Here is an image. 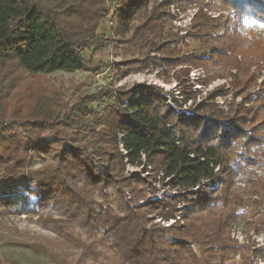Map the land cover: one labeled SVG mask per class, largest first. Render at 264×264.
<instances>
[{
    "label": "trees",
    "instance_id": "trees-1",
    "mask_svg": "<svg viewBox=\"0 0 264 264\" xmlns=\"http://www.w3.org/2000/svg\"><path fill=\"white\" fill-rule=\"evenodd\" d=\"M192 1L170 0L148 9L151 0H117L111 16L115 34L148 66H178L183 60L174 59L171 51L178 52L170 48L178 41L165 39L168 15L161 8ZM219 1L233 16L211 19L198 10L190 36L211 58L233 62L234 85L247 86L252 76L244 56L237 60L225 53L237 49L236 25L246 18L264 23V0ZM108 13L107 0H0V215L18 200L33 203L40 213L57 214L46 219L80 251L75 264L100 255L96 243L73 235L76 228L86 237L101 234L110 264H229L228 255L238 249L229 233L244 217L238 208L261 204L264 197V120L254 125L264 112V98L254 111L238 108L231 119L215 114L212 98L192 116L179 114L151 86L105 90L67 107L55 85L43 82L55 73L87 71L83 53L110 45V38L98 33ZM156 50L160 59L147 56ZM142 64L126 60L122 75L135 66L143 71ZM22 87L27 89L23 106L30 107L26 114L10 110ZM184 95L195 98V92ZM112 98L118 100L114 106L108 103ZM37 125L49 138L34 135ZM40 155L44 164L33 169ZM128 166L149 168L182 193L145 200L139 184L147 181L130 183ZM215 182L217 187L208 190ZM237 184L247 190L235 193ZM181 203L191 208L176 220ZM154 217L174 222L161 227L152 223Z\"/></svg>",
    "mask_w": 264,
    "mask_h": 264
},
{
    "label": "rangeland",
    "instance_id": "rangeland-1",
    "mask_svg": "<svg viewBox=\"0 0 264 264\" xmlns=\"http://www.w3.org/2000/svg\"><path fill=\"white\" fill-rule=\"evenodd\" d=\"M107 1L108 17L101 24L98 33L109 37L110 45L102 51L91 50L83 53L88 68L86 72L55 73L43 82L48 88L55 85V88L64 96L63 102L67 107L73 106L80 98L105 90L126 92L135 86L145 88L151 86L159 90L156 94L164 97L167 102L171 101L170 105L179 114L192 116L198 105L211 98L210 102L215 107L214 112L221 118L231 119L238 108L246 112H252L258 108L259 102L264 98V23L246 18L235 27L238 34L237 49L231 53L226 52L225 56L231 58L237 56V60H241V56H244L246 63L244 68L252 76V81L248 82L247 86L244 84L236 86L233 79V74H236L233 62L211 58L210 54L190 36L192 19L198 10L211 19L222 17L225 21L233 16L232 11L222 5L219 0H193L194 2L190 0L192 2L188 5L172 3L168 7L161 8L168 15L163 31L165 39L178 41L177 44L173 43L170 46L178 53L171 51V55L174 59L183 60V63L178 66H163L160 69L148 66L133 46L126 44V41H120L122 39L115 34L116 25L111 19L113 6L117 0ZM168 2L170 0H151L148 9L152 4L158 6ZM133 22L137 24L136 20ZM216 35L221 36L222 32ZM156 43L161 46L166 41ZM217 51L222 52L221 49ZM145 53L143 51L142 54ZM147 56L161 58L158 50L149 52ZM132 59H139L147 68L137 71L138 66H135L129 75L123 76L124 62ZM20 92V98L10 103V110L19 109L23 112L22 114H26L30 108L27 105L23 106L27 94L26 87H22ZM188 92H195V98L185 99L184 93ZM173 101L177 103L174 104ZM108 103L114 106L118 100L112 98ZM125 103H119V106L124 107ZM105 106V104L99 106L98 112L103 113ZM208 114L209 112H205V115ZM261 120H264V112L258 115L254 125ZM34 135L41 139L49 138L43 128L38 125L34 128ZM44 159L43 155L35 157L32 168H40L44 164ZM125 177L130 183L137 179L147 181V183L139 184V189L145 194V200L160 201L168 195L182 193L180 189L168 186L167 180H163L161 174L155 176L149 168L142 170L128 166L125 169ZM2 181L3 179L0 178V184ZM216 187L215 182L208 190ZM246 190L247 186L239 184L232 189L235 193ZM244 199L253 201L258 200L259 197L244 196ZM261 202V204L249 203L238 208V212L244 214V217L239 218L232 225L229 233L230 240L238 246L236 251L228 255L229 264H264V197ZM111 206L114 207L113 202ZM189 208H191L189 203L177 204L176 209L179 213L175 217L176 220H182L185 210ZM48 217L56 219L58 215L50 211L40 213L33 203L24 206L20 200L15 207H10L3 215H0V264H75L79 259L80 251L73 246L72 241L69 242L70 239H67L66 235L61 234L47 221ZM153 219L152 223L159 224L161 227H168L173 223V221L160 222L155 217ZM73 233L86 243L97 244L99 257L89 258L85 264H110L111 254L107 243L101 241V234L86 237L85 231L79 228L74 229ZM32 244H37L38 248H30ZM197 254H199L198 251Z\"/></svg>",
    "mask_w": 264,
    "mask_h": 264
},
{
    "label": "built area",
    "instance_id": "built-area-1",
    "mask_svg": "<svg viewBox=\"0 0 264 264\" xmlns=\"http://www.w3.org/2000/svg\"><path fill=\"white\" fill-rule=\"evenodd\" d=\"M175 189H178V188H175ZM170 221H173V220H170ZM174 222V221H173Z\"/></svg>",
    "mask_w": 264,
    "mask_h": 264
}]
</instances>
